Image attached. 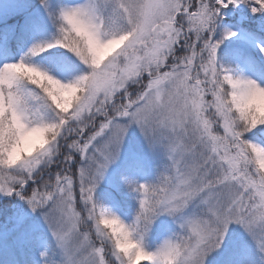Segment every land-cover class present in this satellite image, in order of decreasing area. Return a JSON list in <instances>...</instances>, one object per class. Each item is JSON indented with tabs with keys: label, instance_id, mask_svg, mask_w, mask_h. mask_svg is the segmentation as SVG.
<instances>
[{
	"label": "snow or ice",
	"instance_id": "obj_1",
	"mask_svg": "<svg viewBox=\"0 0 264 264\" xmlns=\"http://www.w3.org/2000/svg\"><path fill=\"white\" fill-rule=\"evenodd\" d=\"M0 264H264V0L0 4Z\"/></svg>",
	"mask_w": 264,
	"mask_h": 264
},
{
	"label": "rangeland",
	"instance_id": "obj_2",
	"mask_svg": "<svg viewBox=\"0 0 264 264\" xmlns=\"http://www.w3.org/2000/svg\"><path fill=\"white\" fill-rule=\"evenodd\" d=\"M11 0H0V4H3L6 8L10 5Z\"/></svg>",
	"mask_w": 264,
	"mask_h": 264
}]
</instances>
